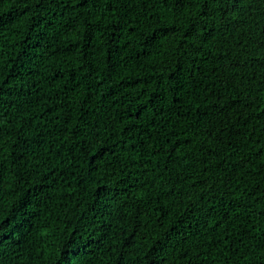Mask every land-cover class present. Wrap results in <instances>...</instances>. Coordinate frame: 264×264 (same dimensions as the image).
<instances>
[{
    "label": "trees",
    "instance_id": "16d2710c",
    "mask_svg": "<svg viewBox=\"0 0 264 264\" xmlns=\"http://www.w3.org/2000/svg\"><path fill=\"white\" fill-rule=\"evenodd\" d=\"M0 264H264V0H0Z\"/></svg>",
    "mask_w": 264,
    "mask_h": 264
},
{
    "label": "bare ground",
    "instance_id": "6f19581e",
    "mask_svg": "<svg viewBox=\"0 0 264 264\" xmlns=\"http://www.w3.org/2000/svg\"><path fill=\"white\" fill-rule=\"evenodd\" d=\"M177 199V198H176Z\"/></svg>",
    "mask_w": 264,
    "mask_h": 264
}]
</instances>
